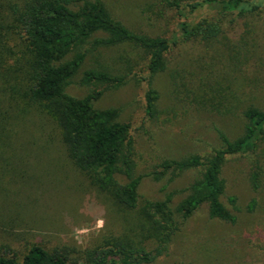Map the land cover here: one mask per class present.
<instances>
[{
	"label": "rangeland",
	"instance_id": "1",
	"mask_svg": "<svg viewBox=\"0 0 264 264\" xmlns=\"http://www.w3.org/2000/svg\"><path fill=\"white\" fill-rule=\"evenodd\" d=\"M1 1L5 6L22 3ZM101 1L115 19L137 33L179 39L168 53L167 70L152 81L147 55L123 44L92 51L66 89L79 99L102 92L95 107L118 109L119 121L132 126L135 176L148 175L165 159L212 153L220 146V133L231 139L243 134L242 112L248 106L264 108V11L236 18L234 24L223 26L224 34L217 41L206 44L183 40L180 26L202 19L218 21L217 11L206 8L192 13L186 7L177 11L160 0ZM242 40L251 55L240 56L249 60L239 64L236 57L243 52L238 47ZM90 69L126 76V83L83 85L84 73ZM150 87L159 92L153 118L145 110ZM27 119L14 127L12 148L1 160L0 251L8 248L22 258L38 245L65 254L76 264H87L89 249L126 234L156 254L160 247L154 239H144L148 234L140 228L141 207L188 187L197 173H184L172 182L168 177L161 181L144 177L139 208L126 213L74 166L50 122H41L37 115ZM260 152L264 154V143ZM253 161L232 157L223 170L227 182L223 202L233 210L229 198H237L240 211L233 210L237 222L210 219L203 207L150 264H264V179L255 192L248 181ZM181 198L182 194L175 196L174 203ZM253 200L257 206L249 211Z\"/></svg>",
	"mask_w": 264,
	"mask_h": 264
},
{
	"label": "trees",
	"instance_id": "2",
	"mask_svg": "<svg viewBox=\"0 0 264 264\" xmlns=\"http://www.w3.org/2000/svg\"><path fill=\"white\" fill-rule=\"evenodd\" d=\"M167 7L192 13L209 9L217 11L219 20L202 19L181 24L186 42L213 43L224 34V25L238 18L254 17L264 11V0H160ZM237 18V19H236ZM228 21V22H226ZM103 34L101 37H96ZM179 39L154 37L137 33L115 19L101 0H22L5 6L0 0V166L10 152L17 123L37 115L41 122L51 123L58 139L74 166L88 176L98 190L106 194L122 211L139 208V188L146 176L155 181H169L184 173L196 172L192 183L179 192H169L164 200L146 201L141 207L139 224L144 239H154L159 249L148 252L129 235L113 237L87 251V264H150L155 261L181 226L203 207L210 219L236 223L240 209L237 198L230 197V209L224 202L227 182L223 170L232 157L254 160L248 181L255 192L264 179V108L248 106L242 115L244 132L236 139L220 133V146L207 155L192 154L181 159H165L148 175L135 176L132 126L119 121L116 108L97 109L94 105L102 92L75 98L66 92L88 55L98 48L132 44L148 57L149 80L168 68V53ZM236 57L239 64L249 59L248 44ZM245 43V45H244ZM246 52V53H244ZM105 84L120 87L126 76L106 69H90L82 84ZM146 114L157 115L159 92L149 88L145 94ZM45 119V120H43ZM47 120V121H46ZM14 152V151H12ZM127 181L122 183L118 176ZM182 194L178 203L175 196ZM257 201L249 205L254 211ZM0 264H76L58 251L33 246L22 258L8 248L0 251Z\"/></svg>",
	"mask_w": 264,
	"mask_h": 264
}]
</instances>
